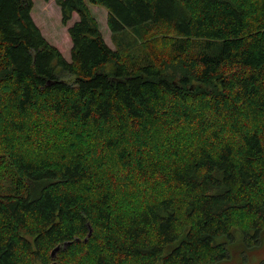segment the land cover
Returning <instances> with one entry per match:
<instances>
[{
    "label": "trees",
    "instance_id": "obj_1",
    "mask_svg": "<svg viewBox=\"0 0 264 264\" xmlns=\"http://www.w3.org/2000/svg\"><path fill=\"white\" fill-rule=\"evenodd\" d=\"M56 4L77 16L68 60L31 0H0V264H213L217 237L256 243L264 0Z\"/></svg>",
    "mask_w": 264,
    "mask_h": 264
},
{
    "label": "rangeland",
    "instance_id": "obj_2",
    "mask_svg": "<svg viewBox=\"0 0 264 264\" xmlns=\"http://www.w3.org/2000/svg\"><path fill=\"white\" fill-rule=\"evenodd\" d=\"M31 18L40 29L44 38L53 46L59 49L63 57L68 60L70 57L71 42L67 34V28L77 21V16L72 15V19L64 26L61 23L60 9L56 0H31ZM89 10L98 22L102 37L110 48H114L110 31L107 27V11L101 6L88 4ZM10 191H4L8 194ZM249 235H253L251 232ZM249 235L239 230L232 231L229 235L217 237L215 243H224L226 246V256L222 260L213 264H261L264 260V231L261 233L256 243H251ZM170 248H166L167 253Z\"/></svg>",
    "mask_w": 264,
    "mask_h": 264
},
{
    "label": "water",
    "instance_id": "obj_3",
    "mask_svg": "<svg viewBox=\"0 0 264 264\" xmlns=\"http://www.w3.org/2000/svg\"><path fill=\"white\" fill-rule=\"evenodd\" d=\"M67 244H69V243H65V244H64V248L67 246ZM57 250H58V247L52 251V253H51V257H52V258L55 257V254H56ZM53 264H55V263H53Z\"/></svg>",
    "mask_w": 264,
    "mask_h": 264
}]
</instances>
